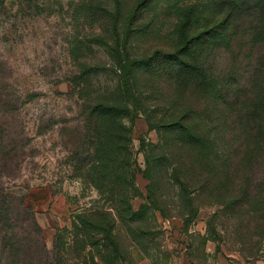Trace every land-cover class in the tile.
Returning a JSON list of instances; mask_svg holds the SVG:
<instances>
[{
  "label": "rangeland",
  "instance_id": "374dc122",
  "mask_svg": "<svg viewBox=\"0 0 264 264\" xmlns=\"http://www.w3.org/2000/svg\"><path fill=\"white\" fill-rule=\"evenodd\" d=\"M247 2L0 0V264H264L263 150L247 156L254 146L241 141L221 172L243 134L233 102L238 112L263 110L264 130V0ZM132 13L150 23L131 25L126 43ZM229 21L230 50L206 61L212 78L233 85L227 102L192 88L180 100L177 86L135 69L142 110L130 103L131 155L118 156L113 185H98L89 135L102 137L106 155L104 137L119 129L100 123L88 132L81 105L116 92L125 60L173 53ZM186 108L207 117L217 139L210 155L166 127ZM30 247L45 260H31Z\"/></svg>",
  "mask_w": 264,
  "mask_h": 264
},
{
  "label": "trees",
  "instance_id": "16d2710c",
  "mask_svg": "<svg viewBox=\"0 0 264 264\" xmlns=\"http://www.w3.org/2000/svg\"><path fill=\"white\" fill-rule=\"evenodd\" d=\"M151 1V0H150ZM231 1V0H230ZM242 1V0H240ZM245 0H243L244 2ZM261 1V0H257ZM251 4V0L247 2ZM188 8H180L182 12L187 10ZM193 13V12H192ZM137 13H132L128 15L124 21V33L121 36L125 38V42L127 43L128 39L131 37V29L130 26L134 23L139 24L138 28L140 30H145L149 23L141 22V20L146 21L143 17L136 19L138 15ZM190 25L194 26L196 22H192V17L188 16ZM152 22V21H151ZM183 24L181 18H178L177 28ZM230 24L231 21L226 23H221V25L216 26L198 37L187 41L185 45L178 47L173 53H162L157 51L152 56L141 59L146 60H132L128 59L124 61L123 65H120L119 71L121 73V83L110 97L103 98L104 100L99 101L96 100L95 103L84 102L81 107L84 110V123L88 132H90L93 128H96L98 124H104L103 128H107L109 131L113 128H118L119 133L112 136L111 134H106L104 137V143H107L106 155H102L101 148L104 146L102 142V137L100 135H89L90 145L95 146V155L94 162L97 164L98 168H96V176L97 183L103 184L102 186L113 185L112 176L114 175L115 163L118 162V156L124 157V161L129 158L130 154V139H131V124L134 121V117L132 115L131 105L135 104L139 110H142L141 105L139 104V98L133 94V90H135V83L131 79H129L130 74L135 72V69H143L146 73L154 74L157 78L162 79L170 85V87L174 88L177 86L178 92L181 94L180 100L183 98V95L186 93L187 88H192L204 96L207 99H214L216 105L222 102V98H224L225 102L226 95L230 92L234 91L233 85H224L221 77L218 76L217 79L212 78L209 69L206 68V61L211 58L214 54L213 51H217L220 49L230 50V44L232 43L229 40V36L232 38L230 34ZM226 31L228 35H226ZM260 34V33H259ZM258 34V35H259ZM121 37L116 34V39L119 41ZM258 39H261L258 37ZM117 41V42H118ZM228 43V44H227ZM119 47V45H118ZM123 50L126 51L127 47L124 46ZM113 54L118 55L117 60L121 57L120 52L117 49L112 50ZM114 58V56H113ZM212 85V95H209L208 90ZM89 98L88 96L86 97ZM86 100V99H85ZM234 109V119H236L237 125L239 123L240 129L243 134L239 136H235L233 145H230L227 150L228 153L225 154L224 167L221 168V172H226V169L229 170V166H232L236 157V149L233 152L231 151L234 146L241 143V141H246L252 143L254 146L253 150H249L247 152V156H254V154H258L261 149L264 153V130L261 131L259 125V119L261 118L260 113L263 110H257V112H250L253 110L245 109L241 112H238L237 105L235 102L231 104L230 109ZM264 108V107H263ZM250 110V111H249ZM246 115V116H244ZM204 116V115H203ZM207 117H201L197 114L196 109H188L186 111H182L180 116L178 117V121L175 123H171L166 127L173 129L175 132L180 134V140L185 144L195 147V149L199 150L200 155H210L209 146L216 145L217 139L211 140L212 131L207 130L205 128V121ZM244 122L249 126L244 127ZM256 125V129L254 130L252 127ZM98 133V132H97ZM95 132V134H97ZM261 145V146H259ZM117 151L118 155L112 156L113 153ZM219 154H217L218 158ZM107 158V159H106ZM248 158V157H247ZM257 166V163L253 164ZM101 171V172H100ZM123 185H129L126 181L123 182ZM125 202L127 205V201L124 199H119L118 203ZM31 211V208H28ZM5 222L6 218L0 217V223ZM82 227H87L89 224L87 222L81 221ZM4 226V225H3ZM2 230V228H0ZM28 255L32 257L31 260H36L38 263L45 260V254H34L33 258V248H28Z\"/></svg>",
  "mask_w": 264,
  "mask_h": 264
}]
</instances>
